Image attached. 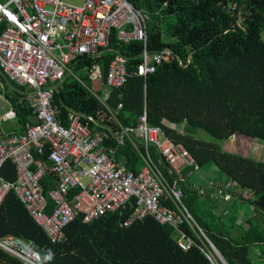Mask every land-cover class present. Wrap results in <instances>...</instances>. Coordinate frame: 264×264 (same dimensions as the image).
<instances>
[{"label": "trees", "instance_id": "16d2710c", "mask_svg": "<svg viewBox=\"0 0 264 264\" xmlns=\"http://www.w3.org/2000/svg\"><path fill=\"white\" fill-rule=\"evenodd\" d=\"M128 1L149 17L146 48L151 52L167 48L172 54L145 78L130 74L122 89H111L109 103L117 109L122 102L118 119L125 126H135L145 108L148 124L161 127L165 135L182 143L199 171L211 169L218 175V181L233 182L241 192L254 197L245 199L244 193L230 192V209L234 208L226 215L227 229L221 231L205 220L208 211L207 214L202 210V217L198 215L201 207L197 191L190 189L188 182L182 183L187 209L228 262L255 264L250 246L264 244V227L260 224L264 211L253 203L264 194V161L227 152L221 143L236 134L264 142V0ZM233 3L234 9L230 7ZM143 50L142 41L125 43L114 30L108 49L72 66L83 80H88L87 72L100 65L106 83L116 53L128 56V68L133 72ZM25 92V87L8 80L0 70V94L10 103L20 131L27 123H35ZM54 96L63 121L74 112L94 131L109 124L105 106L73 77L65 78ZM165 122L186 123L217 143L181 133ZM116 157L129 169L140 163L128 142L118 146ZM155 160L159 162L157 157ZM189 171L184 172L187 175ZM0 172L11 181L17 177L11 161H6ZM43 183L46 191L54 186L49 174L44 176ZM243 199L254 207L246 215L248 228L244 222L237 223ZM48 204L50 213V200ZM131 213L127 205L90 223H84L83 215L79 214L65 228L66 240L52 244L12 190L0 208V238L12 236L31 242L40 256L39 264H211L200 249L179 248L177 230L159 225L151 217L121 226ZM180 229L197 241L198 233L188 225ZM233 229L239 230L240 237H234ZM0 264L31 263L0 247Z\"/></svg>", "mask_w": 264, "mask_h": 264}, {"label": "built area", "instance_id": "2783aa9c", "mask_svg": "<svg viewBox=\"0 0 264 264\" xmlns=\"http://www.w3.org/2000/svg\"><path fill=\"white\" fill-rule=\"evenodd\" d=\"M230 7L234 9L235 3ZM148 19L146 12L128 0H83L81 4L0 0V70L8 80L25 87V100L35 119L22 131L0 135V170L11 161L17 171L14 181L0 172V208L13 190L49 241L59 244L66 240L65 228L79 214L84 223H90L130 205L132 213L121 226L151 217L177 230V245L183 251L196 247L211 264H230L185 205L182 183L190 173L199 172L191 153L161 127L149 125L145 108L135 126H125L118 119L122 102L117 109L109 103L111 89H122L130 74L145 78L172 54L167 48L156 52L146 48ZM114 30L125 43L142 41L144 50L133 72L128 56L116 53L107 88L96 91L75 74L72 63L108 49ZM87 74L101 84L104 81L100 65ZM69 76L105 106L109 124L102 130H92L74 112L63 121L54 94ZM164 124L176 129L174 124ZM127 142L140 160L135 169L116 157L118 146ZM185 169H190L188 175ZM48 174L54 186L46 191L43 178ZM231 185L226 183L228 188ZM222 195L226 200L231 197L230 193ZM185 224L198 233V242L180 229ZM0 247L31 264L40 263L31 242L8 236L0 238Z\"/></svg>", "mask_w": 264, "mask_h": 264}, {"label": "crops", "instance_id": "0c3cea01", "mask_svg": "<svg viewBox=\"0 0 264 264\" xmlns=\"http://www.w3.org/2000/svg\"><path fill=\"white\" fill-rule=\"evenodd\" d=\"M88 80L89 82H96L97 85L99 86V91H102L103 89L107 88V85L104 81L101 84L99 81H96V80H92V79H88ZM186 126L187 124L183 123L181 125H175L174 128L178 130V127H181L182 129L178 131L181 133H184L183 129H185ZM10 131H20V127L15 120V115L11 108L10 103L0 94V135H2V133L10 132ZM243 138H247V137L236 134V135H233L228 140L224 141L229 145V147L225 148V151L230 152V153L240 154V152L236 150L237 144L235 142H237L236 141L237 139L240 140ZM248 139L250 140L251 138H248ZM251 140H255V139H251ZM256 159L264 161V156L263 158H261L259 155L258 157H256ZM210 170L209 171L204 170V173L203 174L199 173V175H194L195 173H190V175L187 174L188 175L187 184L190 189H196L197 194L199 196L198 200L200 204L199 207H201V210L198 212V215L202 217L201 215L202 210L203 212L207 214L209 212L208 215L214 219V223L216 224V227H218L217 226L218 223L216 221H219V223L221 221L222 222L229 221L226 215L228 211H232L234 208L232 207L230 209V203H229L230 200L224 199L222 193L224 194L230 193V192L240 193L241 190L238 188H234L233 186H236V185L233 182H231L232 185L228 188L226 187V183L218 181V178H212L213 174L210 172ZM220 191L222 193H220ZM241 193H244L243 195L245 199L247 198V199L253 200L254 198L250 193H247V195H245L246 192L242 191ZM250 210L254 211L253 205L248 204L244 200V204L240 206L238 209V221H237L238 224H243L244 222L243 224L244 227L248 228V223L246 221V218H247L246 215ZM251 215H255V213L252 212ZM205 217L206 216H204V218ZM260 224L262 227H264V221H261ZM220 225L223 226L224 224H220ZM238 231H239L238 229L232 230V233H235L234 237L236 238L240 237L238 236V234H240L238 233ZM262 255H264V253Z\"/></svg>", "mask_w": 264, "mask_h": 264}, {"label": "rangeland", "instance_id": "374dc122", "mask_svg": "<svg viewBox=\"0 0 264 264\" xmlns=\"http://www.w3.org/2000/svg\"><path fill=\"white\" fill-rule=\"evenodd\" d=\"M66 3H70V4H81L83 3V0H63ZM164 39H167L166 36H164ZM76 75H79L80 77H83L79 72H75ZM85 83H87L91 88H94L96 91H99V86L97 85L96 82H89L88 80L84 79ZM181 127H178V130H181ZM183 131L187 134H190L192 136H195L196 138L203 140L205 142H212V143H217L216 140H214L212 137H210L209 135H207L205 132L200 131L198 129L189 127L188 125L186 126L185 129H183ZM237 142H235L237 144V148L236 150L238 152H240V154L242 155H247L251 158H256L260 155L261 158H263L264 156V142L259 141V140H249L248 138H243L240 140H236ZM222 148L225 150V148L229 147V145L226 142H222L221 143ZM235 148V146H234ZM210 170V169H209ZM207 170V171H209ZM210 172L213 174L212 178H218V175L216 173H213L211 170ZM199 173L203 174L204 170H200L199 172H196L194 175H199ZM234 188H237L236 186H233ZM205 220L212 223V226L215 229H219L221 231H225L227 229V225H228V221L226 222H220L216 221L218 224L216 227V225H214V219L212 217H210L209 215H207L205 217ZM220 224H224L223 226H221ZM226 226V227H225ZM250 250H251V257L254 261L255 264H262L264 263V255H262L264 253V244L262 243H255L253 245L250 246Z\"/></svg>", "mask_w": 264, "mask_h": 264}, {"label": "water", "instance_id": "95a60500", "mask_svg": "<svg viewBox=\"0 0 264 264\" xmlns=\"http://www.w3.org/2000/svg\"><path fill=\"white\" fill-rule=\"evenodd\" d=\"M226 177L223 178L225 180ZM254 207H258L264 211V194L258 197L257 199H254L253 203Z\"/></svg>", "mask_w": 264, "mask_h": 264}]
</instances>
